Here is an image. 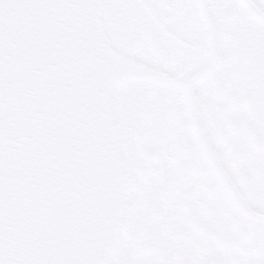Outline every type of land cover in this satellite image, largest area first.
I'll return each mask as SVG.
<instances>
[{"label":"snow or ice","instance_id":"6c2138e0","mask_svg":"<svg viewBox=\"0 0 264 264\" xmlns=\"http://www.w3.org/2000/svg\"><path fill=\"white\" fill-rule=\"evenodd\" d=\"M0 264H264V0H0Z\"/></svg>","mask_w":264,"mask_h":264}]
</instances>
